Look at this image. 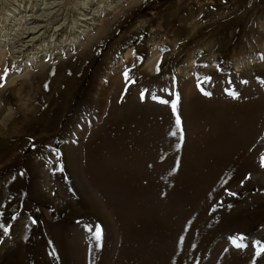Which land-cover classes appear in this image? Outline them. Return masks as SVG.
Here are the masks:
<instances>
[{"label":"rangeland","instance_id":"1","mask_svg":"<svg viewBox=\"0 0 264 264\" xmlns=\"http://www.w3.org/2000/svg\"><path fill=\"white\" fill-rule=\"evenodd\" d=\"M42 1L0 0L60 34L0 42V264H264V0Z\"/></svg>","mask_w":264,"mask_h":264},{"label":"bare ground","instance_id":"2","mask_svg":"<svg viewBox=\"0 0 264 264\" xmlns=\"http://www.w3.org/2000/svg\"><path fill=\"white\" fill-rule=\"evenodd\" d=\"M5 1V0H4ZM15 0H11V2H14ZM60 0H44L42 1L44 6L42 7L43 11H46L48 9H50V7L52 5H55L59 2ZM111 0H105V2H109ZM3 2V1H2ZM17 2V1H16ZM76 2V1H75ZM4 3V2H3ZM34 3V2H33ZM82 4V3H81ZM2 5V4H1ZM17 5V4H16ZM83 5V4H82ZM81 6V5H80ZM14 7H15V3H14ZM24 7V6H23ZM19 8V6H16L15 8H10L9 11H11L10 15L13 17V16H16L15 13H17V9ZM30 8V9H29ZM32 5L31 6H28V7H24V10H21L20 13H21V16L17 17V18H20V21L18 22L19 25L15 28H14V31L12 34H9L8 32L7 33H4L2 31H0V35L4 36V38H0V42L1 41H6L8 44H10V48L12 50L11 53L15 54L16 56L15 57H18L19 55H23L24 57H28L29 55H37L40 51L39 49H37L38 47L36 46L37 44L41 46V40L43 38H45V33L47 32H51L52 28L48 29L47 25L45 23H42L41 24V16L39 18V16L36 15V10H32ZM41 8V7H40ZM80 8V7H79ZM96 9V8H95ZM19 10V9H18ZM27 10V11H26ZM30 13H27L29 12ZM40 12V10H39ZM45 14V13H44ZM81 15V13H80ZM97 15H95V13H90V14H85V17L82 18V20H80L81 24L80 25L81 27L83 28H89V26H87L86 24L89 25L88 21L90 20H95V17ZM17 20V19H15ZM46 20V19H44ZM2 26V25H1ZM58 26V24H57ZM55 26L52 30V33H50V36H59L60 34L58 33V27ZM60 26V25H59ZM12 27V26H11ZM86 29V30H87ZM85 29H83L82 31H86ZM11 33V32H10ZM83 33V32H82ZM79 32L77 31L76 33V36H79ZM54 36V37H55ZM95 36V35H94ZM56 40V39H55ZM69 40V39H68ZM73 39H70L69 43H65V45H71V41ZM40 41V42H38ZM73 43H75V41H72ZM3 43V42H2ZM51 43V42H50ZM57 43L54 42L53 45H55ZM72 43V44H73ZM1 45V44H0ZM49 45H52V44H49ZM64 45V46H65ZM43 46V45H42ZM48 46V45H47ZM9 48V49H10ZM48 48V47H47ZM49 49V48H48ZM55 49V48H54ZM52 49V50H54ZM13 56V55H12ZM18 215V213H12L11 216H10V220L9 221H6V223H10L11 220H14L15 218Z\"/></svg>","mask_w":264,"mask_h":264},{"label":"snow or ice","instance_id":"3","mask_svg":"<svg viewBox=\"0 0 264 264\" xmlns=\"http://www.w3.org/2000/svg\"><path fill=\"white\" fill-rule=\"evenodd\" d=\"M159 70H160L159 69V63H157L156 71L159 72ZM7 75H8V72H7V69H5L3 75H0V81H2ZM124 76H125L126 80L129 79V73L127 71L124 73ZM209 79H210V77H205V81H207ZM244 83H247V81H244ZM2 87H4V84L0 83V88H2ZM201 91L204 92V95H211V93L204 91L203 88H201ZM229 95H231L233 97H236L238 95V93L230 91ZM140 98H141V100L144 99V93L143 92L141 93V97ZM152 98L155 99V100H159V102L164 103V104L169 103V101L162 100V99H160L159 97H157L155 95H152ZM176 100L178 102V100H179V96L178 95L176 97ZM172 109H173V112L176 111V102L172 103ZM180 124H181L180 117H179V115H177V117H176V125H177L178 128H180ZM181 131H182V129H181ZM171 135L175 136V135H177V132L174 131V132L171 133ZM260 159H261V167H264V155H262ZM229 194L230 195H235V193H229ZM0 228H3V232H4L5 235L8 234V231H9L8 227H5L4 225H0ZM94 235H95V238L97 240L101 239L102 229L100 228L99 225L96 226ZM229 239H230L231 243L234 245V247H236V248H244V247H246V245L243 243L244 237L242 235L235 236V237H230ZM182 240H183V237H181V241ZM256 244H257L256 255L260 256L261 254H264V244H260L259 241H257Z\"/></svg>","mask_w":264,"mask_h":264}]
</instances>
